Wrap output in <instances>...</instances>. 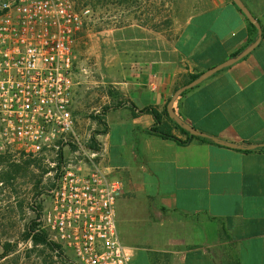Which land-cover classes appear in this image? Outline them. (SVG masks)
Returning a JSON list of instances; mask_svg holds the SVG:
<instances>
[{
  "label": "crops",
  "instance_id": "0c3cea01",
  "mask_svg": "<svg viewBox=\"0 0 264 264\" xmlns=\"http://www.w3.org/2000/svg\"><path fill=\"white\" fill-rule=\"evenodd\" d=\"M182 2L172 43L154 47L147 26L119 24L113 57L97 58L98 71L77 75L72 110L86 131L84 113L102 109L95 138L104 165L123 181L116 227L129 264H264V146L239 150L195 138L179 144L149 133L155 118L140 112L163 114L177 88L257 36L232 0ZM242 2L261 26L258 46L183 92L173 107L207 134L264 144V0ZM86 43L76 53L90 65ZM161 122L186 139L164 115Z\"/></svg>",
  "mask_w": 264,
  "mask_h": 264
},
{
  "label": "built area",
  "instance_id": "2783aa9c",
  "mask_svg": "<svg viewBox=\"0 0 264 264\" xmlns=\"http://www.w3.org/2000/svg\"><path fill=\"white\" fill-rule=\"evenodd\" d=\"M98 20L73 0H0V156L46 165L38 223L70 263L129 264L116 227L123 181L72 110L85 71H77L75 45Z\"/></svg>",
  "mask_w": 264,
  "mask_h": 264
},
{
  "label": "rangeland",
  "instance_id": "374dc122",
  "mask_svg": "<svg viewBox=\"0 0 264 264\" xmlns=\"http://www.w3.org/2000/svg\"><path fill=\"white\" fill-rule=\"evenodd\" d=\"M73 1L79 8L89 6L100 19L87 32L83 31L79 35L75 45L77 71L82 68L85 70L81 72L83 74L98 71L97 58L113 57L114 29L119 24L147 26L153 32L148 33V36H153L156 47L161 41L172 43L184 19V11L181 9L183 0ZM83 39L88 40L86 44L90 43L92 48L89 58L91 68L89 61L83 65L82 58L76 53V46ZM98 110L95 108L83 116L87 129L85 131L82 127L81 130L90 135L92 143L96 140L95 135L103 130L102 109ZM47 170L44 162L0 156V255L7 254L0 258V264L70 263L68 260L72 256L66 249L62 250L67 262L48 248H35L31 240L26 238L28 226L33 220L38 222L42 202L48 195L46 190L49 189L50 176L46 174ZM38 230H42L39 223L36 228ZM6 246L8 251L5 252Z\"/></svg>",
  "mask_w": 264,
  "mask_h": 264
},
{
  "label": "water",
  "instance_id": "95a60500",
  "mask_svg": "<svg viewBox=\"0 0 264 264\" xmlns=\"http://www.w3.org/2000/svg\"><path fill=\"white\" fill-rule=\"evenodd\" d=\"M234 4L241 10V12L245 15V17L249 20L250 23L254 25V27L257 30V36L241 51H239L237 54L232 56L231 58L225 60L224 62L215 65L211 68H208L207 70L201 72L196 78L192 79L188 83L182 85L181 87L177 88L174 93L172 94L171 98L169 99L166 111L168 116L181 128L186 130L190 135L195 137H203L212 140L217 145L226 146L233 149H239V150H252L256 149L258 147H263L264 144H237L229 141L222 140L216 136H212L210 134H207L201 130L196 129L191 124L187 123L185 120H183L174 110V102L176 99L186 90L191 89L195 86H197L199 83L216 73L217 71L230 66L234 64L235 62L239 61L246 55H248L251 51H253L259 44L261 40V26L257 19L252 15V13L248 10V8L245 6V4L242 2V0H232Z\"/></svg>",
  "mask_w": 264,
  "mask_h": 264
},
{
  "label": "trees",
  "instance_id": "16d2710c",
  "mask_svg": "<svg viewBox=\"0 0 264 264\" xmlns=\"http://www.w3.org/2000/svg\"><path fill=\"white\" fill-rule=\"evenodd\" d=\"M249 24L251 26L254 27V25L252 23L249 22ZM199 74H196L194 76L191 77V79H194L198 76ZM140 112H148L151 113L154 118H155V124L153 126H151V128L148 129L149 133H153L156 134L162 138H166V139H172L174 141H176L179 144H186L188 143V141H191L192 139H198L210 144H215L214 142H212V140L207 139V138H203V137H195L190 135L186 130H184L183 128H181L180 126H178L167 114L166 109L164 110L163 114L158 113L155 109L153 108H145L140 110ZM162 115H164L167 120L169 122H171L175 128L179 129L183 134L186 135V139L185 140H181L179 138H177L176 136H174L171 133V127L169 125H167L166 123H162L161 122V117ZM38 222L36 220H33L30 225L28 226V232L26 233V238L31 240V243L33 244V246L35 248H37V246H42L44 247L43 249H50L53 252H56L59 257L62 260H65L64 256H63V250L62 247L53 242L50 241L47 237V233L44 230H38L36 231ZM5 252L8 251L7 246L5 247ZM7 254H3L2 256L0 255V258L5 257ZM66 261V260H65ZM67 262V261H66ZM67 264H72V263H67Z\"/></svg>",
  "mask_w": 264,
  "mask_h": 264
}]
</instances>
